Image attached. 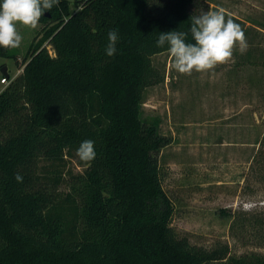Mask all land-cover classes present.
I'll return each instance as SVG.
<instances>
[{
    "label": "trees",
    "instance_id": "obj_1",
    "mask_svg": "<svg viewBox=\"0 0 264 264\" xmlns=\"http://www.w3.org/2000/svg\"><path fill=\"white\" fill-rule=\"evenodd\" d=\"M210 1L85 0L72 12L60 0L44 13L29 61L0 92V264H264L178 238L158 158L172 141L160 118H142L146 89L165 79L153 63L168 52L160 33L194 43L191 17ZM111 30L119 40L109 57ZM14 49L0 56L15 59ZM84 140L96 153L87 162L76 154ZM259 144L253 162L264 164V135ZM76 158L84 171L69 172L62 194Z\"/></svg>",
    "mask_w": 264,
    "mask_h": 264
},
{
    "label": "rangeland",
    "instance_id": "obj_2",
    "mask_svg": "<svg viewBox=\"0 0 264 264\" xmlns=\"http://www.w3.org/2000/svg\"><path fill=\"white\" fill-rule=\"evenodd\" d=\"M67 1L73 12L85 0ZM220 9L243 29L247 50L241 54L237 46L228 63L191 75L172 67L169 52L154 56L165 79L146 89L142 118H160L161 134L172 141L158 158L178 238L225 259L264 257V164L253 162L264 135V0H211L200 14ZM18 31L16 58L0 56V92L5 73H22L44 25ZM83 171L78 158L68 161L60 192L70 191L69 172Z\"/></svg>",
    "mask_w": 264,
    "mask_h": 264
},
{
    "label": "clouds",
    "instance_id": "obj_3",
    "mask_svg": "<svg viewBox=\"0 0 264 264\" xmlns=\"http://www.w3.org/2000/svg\"><path fill=\"white\" fill-rule=\"evenodd\" d=\"M60 0H2L0 2V47L18 48L22 35L18 25L35 29L46 11L58 5ZM190 34L194 43L186 42L188 33L170 31L160 33L157 46L168 45V52L173 58L172 67L180 74L191 75L193 72L207 73L217 65L226 64L233 58L237 46L241 54L248 47L245 33L238 23L226 19L222 9L208 11L191 17ZM119 35L116 30L108 33L105 54H116ZM77 156L83 161L95 158L94 142L84 140L77 149ZM22 182L23 177L17 174Z\"/></svg>",
    "mask_w": 264,
    "mask_h": 264
},
{
    "label": "built area",
    "instance_id": "obj_4",
    "mask_svg": "<svg viewBox=\"0 0 264 264\" xmlns=\"http://www.w3.org/2000/svg\"><path fill=\"white\" fill-rule=\"evenodd\" d=\"M16 77H17V75H16L14 78H10V77L2 78L1 83L4 85V89H5L6 87H8V86L11 84V82H12Z\"/></svg>",
    "mask_w": 264,
    "mask_h": 264
},
{
    "label": "water",
    "instance_id": "obj_5",
    "mask_svg": "<svg viewBox=\"0 0 264 264\" xmlns=\"http://www.w3.org/2000/svg\"><path fill=\"white\" fill-rule=\"evenodd\" d=\"M7 75V73H5ZM8 76V75H7Z\"/></svg>",
    "mask_w": 264,
    "mask_h": 264
}]
</instances>
